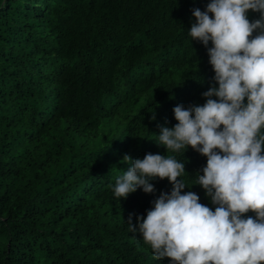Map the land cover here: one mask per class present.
Masks as SVG:
<instances>
[{
  "label": "trees",
  "instance_id": "obj_1",
  "mask_svg": "<svg viewBox=\"0 0 264 264\" xmlns=\"http://www.w3.org/2000/svg\"><path fill=\"white\" fill-rule=\"evenodd\" d=\"M210 2L0 0V264H173L127 224L138 229L172 183L126 199L113 188L125 155H175L181 194L218 206L193 184L207 157L155 140L178 123L175 106H202L219 86L211 41L188 34Z\"/></svg>",
  "mask_w": 264,
  "mask_h": 264
},
{
  "label": "clouds",
  "instance_id": "obj_2",
  "mask_svg": "<svg viewBox=\"0 0 264 264\" xmlns=\"http://www.w3.org/2000/svg\"><path fill=\"white\" fill-rule=\"evenodd\" d=\"M250 10L260 18L250 21ZM193 16L188 34L205 47L211 41L209 62L219 86L203 93L202 106H175L178 123L162 127L155 140L168 153L191 146L207 157L193 184L218 206L213 211L195 192L181 194L190 187L178 179L185 163L169 154L148 153L134 161L125 155L131 167L116 178L114 196L126 199L138 188L153 193L155 178L172 183L170 194L161 193L146 217H137L138 229L131 215L127 223L142 234L156 260L264 264V0H211L206 11L193 9ZM250 211L255 218H244Z\"/></svg>",
  "mask_w": 264,
  "mask_h": 264
}]
</instances>
